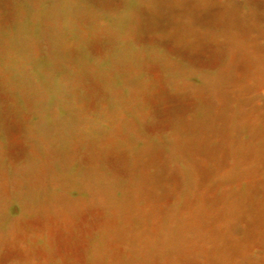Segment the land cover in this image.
<instances>
[{"label": "rangeland", "instance_id": "obj_1", "mask_svg": "<svg viewBox=\"0 0 264 264\" xmlns=\"http://www.w3.org/2000/svg\"><path fill=\"white\" fill-rule=\"evenodd\" d=\"M0 264H264V0H0Z\"/></svg>", "mask_w": 264, "mask_h": 264}]
</instances>
